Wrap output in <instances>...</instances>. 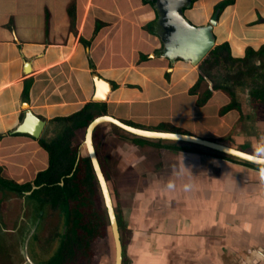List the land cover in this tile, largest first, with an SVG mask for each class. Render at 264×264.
<instances>
[{"label": "crops", "instance_id": "1", "mask_svg": "<svg viewBox=\"0 0 264 264\" xmlns=\"http://www.w3.org/2000/svg\"><path fill=\"white\" fill-rule=\"evenodd\" d=\"M221 1L196 0L184 11L185 17L195 25H203ZM158 29L151 4L144 0H0L2 174L22 184L25 180L19 182L16 177L30 172L32 182L47 167L48 155L37 140L12 134L21 121L23 104L46 121L48 128L62 131L64 124L53 120L90 103L93 74L112 86L104 102L105 115L138 128L162 127L153 131L220 143L227 137L236 143L233 148L264 157L259 155L264 152V119L255 123L261 126L259 135L249 140L245 133H232L234 110L219 115L229 101L221 90L212 91L207 102L198 105L203 91H191L198 79L197 68L181 61L171 66L162 58ZM214 35L217 45L228 44L235 59L243 58L247 48L258 51L264 47V0H233L218 16ZM27 80L30 84L25 96ZM238 104L237 111H243L242 103ZM250 104L264 108L256 96ZM108 125L99 128L100 136H111L100 137L110 141L107 154L120 158L127 177L133 181L144 178L149 183L143 190L136 192L139 187H134L132 193H126L130 210L122 212L120 207L127 230L128 264H173L176 252H181L174 243L170 246L173 239L196 242L204 255L198 252L193 264H210L213 253L224 256L226 245L243 250L264 244L262 169L201 146L139 138ZM111 128L116 133H109ZM151 168H165L166 173L155 174ZM7 172L15 173L14 178ZM156 175L157 180L153 179ZM234 203L240 213L230 210ZM247 204L253 206L255 217L242 219ZM164 207L177 208L179 215L175 213L176 222L171 228L175 232L170 230L169 237L152 242L158 250L155 255L143 240L157 233L153 232L154 225L148 224L149 214L162 212ZM190 208L195 210L192 215ZM166 214L160 224L165 227L166 219L173 216Z\"/></svg>", "mask_w": 264, "mask_h": 264}, {"label": "water", "instance_id": "2", "mask_svg": "<svg viewBox=\"0 0 264 264\" xmlns=\"http://www.w3.org/2000/svg\"><path fill=\"white\" fill-rule=\"evenodd\" d=\"M149 1L153 2L151 7L156 15V23H158L159 27L157 36L161 43V57L166 59L171 66H173L177 61H181L191 65L192 67H198L217 45L216 37L214 35V28L218 22V11H215L212 14L207 23L203 25H195L189 21L184 14V11L191 7L192 0ZM91 80L93 83V93L90 98V102L95 104L104 103L109 92H111V84L96 74L91 75ZM22 107L23 115L21 121L12 131V134L26 135L33 140H40L48 128L46 121L37 117L29 109L27 103H24ZM104 123L110 124L135 137L151 140L179 141L189 143L201 146L202 148L220 154H224L231 158H235L244 164L249 163L254 165L257 163L264 165L263 158L255 157L252 154L240 151L217 141H211L188 134L159 132L145 128L133 127L109 115H100L93 118L82 130L80 146L83 149L84 157L88 158L91 171L94 175L96 189L100 197L101 205L105 212L113 249V264H123L121 234L119 233L112 200L106 187V180L100 169L92 140L94 129L100 124ZM77 154L78 156L80 155L79 152ZM243 167L247 168V170H253L255 174L258 172L248 166L243 165ZM261 172H264V169H262ZM32 188L34 189L35 186ZM14 199H18V195L14 191L5 187L0 188V202L11 203ZM231 206H235V208L233 209ZM229 207L230 210L236 213H240L241 211L238 209V204L236 203L231 204ZM247 207L248 208L242 210L241 218H254L255 210H253V206L247 204ZM46 209L47 213L51 211V207L49 205L46 206ZM36 210L37 208L34 206L33 208L27 207L24 210L23 218L18 222L15 221L13 217L11 221H6V218L0 209V264H44L43 257L45 254L40 250H43L46 253H53L56 250L58 242L47 245V243L45 244V242L39 237L40 232L44 230V223L42 219H40V216L43 217L45 214L42 215L39 209V211L36 213L38 216H36ZM176 210L177 208L173 210L171 208L170 210L166 208L162 212L153 211L149 214L148 224H153V232L157 233L152 234L151 239H148V237L144 239L145 241L143 240V244L147 245L148 249L151 245V248L154 250L153 253L150 252L151 254H155L158 251L155 248V244L152 243L155 242L156 238L160 239L162 236L169 237L172 234L170 230H172L171 228L173 227V223L176 222L174 217L175 213L176 216L179 215ZM194 211L195 210L191 208L189 210L191 215L194 213ZM168 212L169 214H173V216L169 215L170 220L166 219L168 226L165 227V225L163 226L160 224L162 223V218H167L166 216L168 214L166 213ZM55 214L57 218L56 223L54 222V225L55 227L58 226L55 230H58V232L62 234L63 230L65 229L62 210H57ZM28 222L30 223V226H28ZM26 226L28 227L26 228ZM166 228L168 229L165 231ZM50 231L52 232V230ZM172 231L175 232L174 230ZM34 237H36V240ZM10 240H14V242H12L11 245H8ZM29 241L30 246L35 249V251L31 253L27 248V243ZM38 241H40L41 244L38 243ZM172 243L177 245V247L181 250V252L177 251L176 253L178 254L173 257V259H176L175 262H172L173 264H188V262H186L187 258H191L192 261L196 258V255H198V252H200L196 242L191 240H182L181 242H178L177 239H173V241H170L169 243L170 246H172ZM45 246L49 248V250L44 249ZM262 252H264V244H259L258 246L252 245L250 247L243 248V250L237 249L236 246L234 248L232 245H226L223 247L224 256H221L222 253H220V251V254H210V256L213 258V261L210 262V264H264V255H262ZM200 253L202 256L204 255L203 251Z\"/></svg>", "mask_w": 264, "mask_h": 264}, {"label": "trees", "instance_id": "3", "mask_svg": "<svg viewBox=\"0 0 264 264\" xmlns=\"http://www.w3.org/2000/svg\"><path fill=\"white\" fill-rule=\"evenodd\" d=\"M148 1L144 0V2ZM195 1L192 0V5ZM232 2L233 0H223L215 6L214 11H218L219 16L223 9ZM149 3L152 4L153 2L149 1ZM258 58L261 63L264 61V47L258 51L247 48L243 58L235 59L231 56L228 44L222 43L213 48L203 63L208 64L211 60L215 62V60L220 59L224 63H240L241 67H245L248 70L253 66V62L259 61ZM198 73L197 82L191 91L201 90L202 82L208 80L207 75L201 70H198ZM238 73L242 76L245 75L242 70L238 71ZM29 84L30 80L25 81V96H28ZM218 89L230 99L229 103L220 109L219 115L240 109L236 93L225 83L215 84L211 88L204 90L197 102L198 105L205 104L210 98L212 91ZM254 96L264 106V90L261 89L255 92ZM100 115H105V104L90 102L84 104L80 110L67 117L54 119V123L61 122L64 124L61 138L53 143L52 141L43 142L41 139L38 141L48 155V163L46 169L38 172L32 182L18 184L14 180L4 177L2 174L3 168L0 167V186L10 190L20 188L29 190L31 186H37L39 188L33 191V195H40V201L44 200L46 203H51L53 209L60 207V210H62L65 230H63L62 234L58 232L54 237L60 238V242L56 250L51 253V258L47 264H74L75 258H81V256L87 258L88 253L91 254L88 248L90 242H97L100 238H104L106 234L110 235L104 210H98L92 200L96 183L88 158L79 157L76 159L78 155L76 146L70 147L67 139H65V134L71 136L73 130H83L93 118ZM125 124L133 126L130 123ZM97 128L98 126L93 131L94 135L98 130ZM191 151L197 152L196 149H191ZM115 216L118 229L120 231L123 230L122 244L123 250H125L127 230L121 220L120 212H118V215L115 213ZM51 243L52 240L49 239L47 245ZM44 249L49 250L46 246ZM123 264H128L125 251L123 253Z\"/></svg>", "mask_w": 264, "mask_h": 264}, {"label": "rangeland", "instance_id": "4", "mask_svg": "<svg viewBox=\"0 0 264 264\" xmlns=\"http://www.w3.org/2000/svg\"><path fill=\"white\" fill-rule=\"evenodd\" d=\"M257 16L259 20L261 21L262 18H260L261 16L258 13H257ZM213 61L214 60H211L210 62H208V64L203 63L204 62L203 61L202 62L203 65L201 64V68H202L201 71L205 75H207L208 80L205 82H202L203 85H201L200 89L204 91L207 88H211L215 84H222V83H225L228 86H230L231 89L234 90V92L236 93L238 102L240 101L243 107V111L241 112L234 110L236 112L235 113L236 116L234 119V123H232V133H235V132L245 133L247 134L245 137L251 140L253 139V137H256L257 135H259L260 130H262L261 126H258V124H255V123L260 122L261 120L264 119V108H262V106L252 107L250 104V101L254 100V93L261 89L264 90V61L262 63L260 61L253 62V66H251L248 70L245 67H241L240 63L229 64V63H224L222 60L219 62L218 60H215V62ZM240 70H242V72H244L245 75L243 76L240 75L238 73V71ZM101 125H105L106 127L109 126L107 123L100 124L98 126L97 128L98 130L96 131V137L94 135V138H93V143H94L93 146L95 147V150L97 152V160H98V163L100 164V167H101L100 169L102 170L103 175L105 177L106 187L108 189L110 198L112 200V205L114 207L116 215H118V211H120V207L122 209L121 210L122 212L124 210H130L128 206L129 204L128 194L126 193H132L135 189L134 187H139V188H136V192L138 190L140 191V189L143 190L145 187L149 186V183H146L147 181L145 182L144 178L137 177L136 180L133 181L131 178L127 177L125 166L123 163L120 162V158L119 157L116 158L117 157L116 155H115V158L110 157L107 154L106 152L107 148L111 147L110 141H107L105 139L102 140L100 137L108 138L111 136L106 135V134L100 136L101 130L99 128H101L100 127ZM105 126H103L102 128H104ZM55 128L53 129V126L52 127L49 126V128H47L44 134V138H45L44 140L46 142H49V140L53 137L54 135L53 131L56 130ZM142 128L150 129V130L151 129L152 130H162L160 129L162 127L154 128V126H149V127L147 126V127H142ZM110 132L116 133L115 129H112V128L110 129L109 133ZM123 134L124 133H120L121 135L120 137H124ZM81 139H82V130H77L75 132V139L74 141L72 139L71 144L76 145L77 153L79 152L80 154L79 156H82L83 158L84 152H83L82 147L80 146ZM69 141H70V138H68L67 143H69ZM214 141H217V140H214ZM220 141L224 143V145L227 144L232 147H236V143L233 140L227 139V137L223 138ZM185 146H188V145H185ZM190 146L192 147V145ZM151 169H154L153 172L155 174H156V171H158L157 168H151ZM168 170L171 172L172 168ZM160 171L162 173H166L165 168H162L158 172ZM29 173H27L25 176L23 175L22 177L21 176L16 177V179L19 182H24L22 180H25V183L27 181L29 182V180L32 179V177L28 175ZM7 174H8L7 175L8 177L14 178L15 173L7 172ZM3 176L6 177L4 174ZM153 179L157 180V175L153 177ZM94 190L95 192H94V195L92 196V200L94 201L95 207L98 208V210L102 211L103 207L101 205L100 197H99L96 187H94ZM173 205L175 204L173 203ZM1 206H3L2 211L6 218V221H11L13 215L9 214V211H8L11 209V205L7 203L5 204L1 203L0 207ZM162 210H165V207L162 208L161 211ZM56 218L57 216L55 214V216H53L50 222L51 224H44V230L40 232L39 234V237L45 243H47L49 239L48 236H52L55 229L58 227V226L55 227L54 225V222L56 223ZM28 224L30 225L29 222ZM27 227L28 226H26V228ZM50 230H52V232ZM109 236L110 235L106 234L104 238L103 237L100 238L97 242H93V241L90 242L88 248L91 254L88 253L87 258L82 257V256L81 258H75L73 263L83 264L87 262L88 264H113V249H112V244H111V239H110L111 237ZM38 243L41 244L40 241H38ZM191 251H192V248H191ZM183 252H184V249H183ZM186 262H188V264H193V262L191 261V258H187Z\"/></svg>", "mask_w": 264, "mask_h": 264}, {"label": "flooded vegetation", "instance_id": "5", "mask_svg": "<svg viewBox=\"0 0 264 264\" xmlns=\"http://www.w3.org/2000/svg\"><path fill=\"white\" fill-rule=\"evenodd\" d=\"M219 61H221L220 59H218V62ZM176 63H178V62H176ZM198 67H200V66H198ZM198 67H195V68H197V70H201V68H198ZM245 74V73H244ZM77 130H82V129H76V130H73L71 133H72V137L71 136H69V134H65V139H67L68 140V138H70V141H69V146L71 147H74V146H76V145H74V144H71V142H72V139H73V141H74V139H75V132L77 131ZM53 137L49 140V141H52V143L55 141V140H60V138H61V131L59 130V129H56V130H54L53 131ZM94 134H92V140H93V138H94V136H93ZM45 138H44V135H43V137L41 138V140L43 141V142H45V140H44ZM37 141H39V140H37ZM94 144V143H93ZM94 150H95V147H94ZM95 154H96V157H97V152H96V150H95ZM78 156V155H77ZM255 157H258V158H263L264 159V157H260V156H256V155H254ZM78 158H79V156H78ZM76 159H77V157H76ZM249 164V163H248ZM100 165V164H99ZM254 166H256V167H258V168H260V169H263L264 168V165H262V164H254ZM101 168V167H100ZM102 171V170H101ZM103 173V172H102ZM33 186H31L30 187V189L29 190H24V189H16V190H12V191H14L17 195H18V199H14L11 203H7V204H10L11 205V209L10 210H8L9 211V213H11L12 215H13V217H14V220L15 221H20L22 218H23V215H24V210L27 208V207H32L33 208V206L34 207H36L37 208V210L35 211V215L36 216H38L36 213H37V211H39V209H40V212H41V214L42 215H44L43 217H41L40 216V219H42V221H43V223L44 224H49L50 222H51V220H52V218H53V216H55V213L57 212V210H60V207H56L55 209H53L52 208V206H51V203H46V202H44V200H42V201H40V199H39V197H40V195L38 196V195H33V191H35V190H37L39 187H37V186H35V188L33 189L32 188ZM0 188H2V186H0ZM0 203H4V202H0ZM5 204V203H4ZM47 205H50V207H51V211H49L48 213H47V209H46V206ZM2 208H3V206H1L0 207V209L2 210ZM7 211V212H8ZM115 211V210H114ZM3 212V211H2ZM118 212H120V211H118ZM124 224V223H123ZM28 226H30L29 224H28ZM65 230V229H64ZM57 233H58V230L56 231H54V233L52 234V236H48L49 237V239L50 240H52V243H54V242H60V238H54L56 235H57ZM119 233L121 234V242H122V238H123V231H119ZM34 239L36 240V237H34ZM48 239V240H49ZM15 240V239H14ZM14 240H10L9 242H8V245L10 244L11 245V243L12 242H14ZM24 242V241H23ZM51 243V244H52ZM46 244V243H45ZM27 248H28V250H29V252H33V251H35V249L33 248V247H31L30 246V241L27 243ZM45 248V247H44ZM122 248H123V244H122ZM30 249H32V250H30ZM41 252H43L44 254V260H43V263H45V264H47V262L49 261V259L51 258V253L50 252H45V251H43V250H40ZM124 251L126 252V248H125V250H123V253H124ZM126 255V254H125Z\"/></svg>", "mask_w": 264, "mask_h": 264}, {"label": "clouds", "instance_id": "6", "mask_svg": "<svg viewBox=\"0 0 264 264\" xmlns=\"http://www.w3.org/2000/svg\"><path fill=\"white\" fill-rule=\"evenodd\" d=\"M259 155L264 156V152H260ZM262 255H264V252H262Z\"/></svg>", "mask_w": 264, "mask_h": 264}]
</instances>
